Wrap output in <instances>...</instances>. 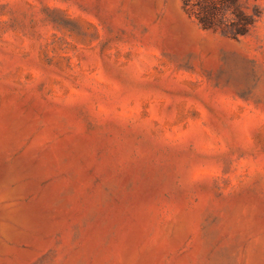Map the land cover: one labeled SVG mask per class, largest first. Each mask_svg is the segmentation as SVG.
<instances>
[{
  "label": "rangeland",
  "instance_id": "374dc122",
  "mask_svg": "<svg viewBox=\"0 0 264 264\" xmlns=\"http://www.w3.org/2000/svg\"><path fill=\"white\" fill-rule=\"evenodd\" d=\"M256 2L0 0V264H264Z\"/></svg>",
  "mask_w": 264,
  "mask_h": 264
},
{
  "label": "trees",
  "instance_id": "16d2710c",
  "mask_svg": "<svg viewBox=\"0 0 264 264\" xmlns=\"http://www.w3.org/2000/svg\"><path fill=\"white\" fill-rule=\"evenodd\" d=\"M256 1L247 7L243 0H182V7L201 29L237 40L248 35L262 16Z\"/></svg>",
  "mask_w": 264,
  "mask_h": 264
}]
</instances>
